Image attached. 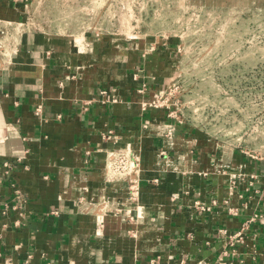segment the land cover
<instances>
[{"label":"crops","instance_id":"obj_1","mask_svg":"<svg viewBox=\"0 0 264 264\" xmlns=\"http://www.w3.org/2000/svg\"><path fill=\"white\" fill-rule=\"evenodd\" d=\"M33 4L0 0L8 30L0 35V264L232 258L219 229L235 231L251 217L235 259L264 264V160L150 105L183 80L180 36L124 41L46 28ZM261 9L264 2L226 1L212 10L232 21ZM232 36L228 28L212 34L213 83L233 79L221 76L234 67ZM114 152L135 159L136 170L113 174Z\"/></svg>","mask_w":264,"mask_h":264},{"label":"rangeland","instance_id":"obj_2","mask_svg":"<svg viewBox=\"0 0 264 264\" xmlns=\"http://www.w3.org/2000/svg\"><path fill=\"white\" fill-rule=\"evenodd\" d=\"M226 1L248 4L264 0H34L31 12L43 27L68 32L91 30L144 38L157 34L183 41V120L253 152L264 150V9L242 13L237 20H217L213 10ZM238 16V15H237ZM232 30L233 77L213 83L217 54L212 34ZM137 38V37H136ZM252 51L249 58L248 53ZM215 57V58H214ZM222 62V60L220 61ZM223 63V62H222ZM183 95V97H181Z\"/></svg>","mask_w":264,"mask_h":264},{"label":"built area","instance_id":"obj_3","mask_svg":"<svg viewBox=\"0 0 264 264\" xmlns=\"http://www.w3.org/2000/svg\"><path fill=\"white\" fill-rule=\"evenodd\" d=\"M8 33L6 27H0V35H5ZM0 52L5 54L4 46L2 42L0 43ZM182 92L180 88V84H173L164 94H157L155 99L150 103L152 106H163L167 108L168 115L171 118H183V104L180 102L179 96ZM244 152L250 155L252 158L262 159L264 160V150L253 152L251 150H244ZM138 164L137 161L125 152H114L113 155L110 156V160L108 162V168L111 170L113 174L119 175L120 177H126L132 174ZM129 189L131 191V195L133 199H136L138 196L139 184L136 180L130 182ZM199 211L209 210L210 207L203 204L198 203L196 205ZM255 221V217H251L246 222L243 223L241 228L237 230H229L227 228L219 229V234L223 235L226 238V250L225 254L228 255V250H230L233 255L232 258H216L215 260H198L195 264H244V260L239 258V260L235 259V256L238 255L237 247L240 244H244L246 242L247 230L250 227V224Z\"/></svg>","mask_w":264,"mask_h":264}]
</instances>
